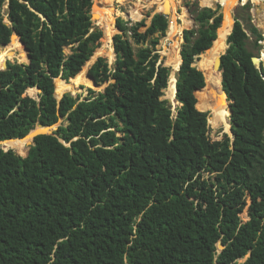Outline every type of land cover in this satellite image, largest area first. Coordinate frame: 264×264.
I'll use <instances>...</instances> for the list:
<instances>
[{
  "label": "trees",
  "instance_id": "trees-1",
  "mask_svg": "<svg viewBox=\"0 0 264 264\" xmlns=\"http://www.w3.org/2000/svg\"><path fill=\"white\" fill-rule=\"evenodd\" d=\"M6 2L0 47L25 49L16 32L31 59L0 70V141L62 123L36 145L0 149V264H264V67L248 47V30L262 40L258 29L236 16L219 70L233 136L211 140L209 113L223 126L205 88L220 4H189L196 27L183 31L173 111L163 98L173 67L158 49L169 25L172 34L163 13L146 31L117 19V87L82 98L69 92L73 80L109 79L103 57L90 78L83 70L103 37L94 0H9V23ZM201 54L207 69L195 65Z\"/></svg>",
  "mask_w": 264,
  "mask_h": 264
},
{
  "label": "rangeland",
  "instance_id": "rangeland-1",
  "mask_svg": "<svg viewBox=\"0 0 264 264\" xmlns=\"http://www.w3.org/2000/svg\"><path fill=\"white\" fill-rule=\"evenodd\" d=\"M8 1L9 0H7L6 4L4 5V7L2 9V14L4 15L7 23H9L8 14H7ZM117 1L118 2H117V6H116L115 5L116 0H104V1L98 0V2H100L99 5H101L103 7H107L115 19L111 25H109L107 28H105L100 23L99 19L97 18L96 14H95V18L93 20L94 25L103 31V37L100 40V47H98L97 49H99V48H102V49L99 52H97V49H96V51L93 55L94 57L93 58L91 57V59H90L91 61L89 62V60H88L85 64V66L83 67L84 68L83 70L85 71V74L88 77V72H89V69L92 66V64L99 57H103V58L107 59L108 64H109V68H110L109 79L107 81H103L101 83L103 85L102 86L99 85V87H92L93 82L90 79H88V81L86 80L82 84L79 82V80H73L72 83H73L75 90L69 91L73 95L81 94L82 98H84L87 95H89V89H92L98 93V92L103 91L110 84L116 86V84L114 83L113 80H116L115 77L117 75V72L115 74V77L114 76L112 77V73H111V72H113V68L115 66L116 53H115V49L111 52L109 47L105 46L104 38H105L106 32L108 31L110 33V35L112 34L113 30L115 29L117 19L119 17H121L125 21H128V26L131 27V29L134 31H136L134 29L136 21H139V23L142 24L143 27L145 28L142 31H146L147 27L151 23V19H152L153 15L156 12L161 11V9L159 7L163 4V0H117ZM174 1L175 0H172V2H174ZM211 1H213V2L207 3L206 0H178L177 1V15H176L177 16L176 22L178 24V28H175L174 25L172 24L171 14H169V20H170V24H171V28H172V34H170V25H169L168 32H167L166 36L161 38L160 44L158 45V49H159V52L161 55L162 54L168 55L172 58L173 67H170L171 68V74L174 71L175 76H176V73L178 71L179 66L175 62H176L177 55L179 53V48L181 49V44L183 42V36H182L183 31L185 29H190V28L196 27V23L194 21V15L190 11L191 7L189 4L195 3V4H198L200 7H205V6L216 7L217 4H220L222 6L221 2L218 0H215V1L211 0ZM94 3H97V0L96 1L94 0ZM242 3L250 4V7L246 8L245 6H243L244 4H242ZM257 3H260V2L255 1V0H237L235 2L234 6L231 8L232 9L231 10V16L233 18V22H234V19H236V16H238L240 18V20L244 23L245 26L253 25L254 27H256L258 29L259 33L263 37L262 40H260L259 42H256L257 36L248 30L249 36H250L249 41H248V47L255 54V56L260 59L262 51H264V1L261 4H257ZM92 12L95 13L94 8H93ZM221 12L223 13V6L221 9ZM186 20H189L190 23L189 24L184 23ZM116 30L117 31H116V33H114V35L122 32L119 28H116ZM131 31H129V34L131 33ZM114 35H113V37H114ZM219 37H221V32H219ZM227 38H228V36H227ZM226 43H227V39H226ZM256 43H258V44H256ZM112 46H113V44H112ZM134 46L137 47V45L135 43H134ZM3 47L4 46H1L0 50H2ZM227 47H228V43H227V46L223 47L218 52H220V51L225 52ZM13 50L16 53L18 52L16 47H13ZM102 51L108 52L110 58L107 55L100 54ZM223 52H221L220 55ZM66 53L67 54L70 53V47L66 48ZM202 54L196 59L195 65L198 68H200V66H201V68H205V67L207 68L203 57L201 59ZM8 60H11V59H8ZM14 60H17L18 62H27L28 61L26 59H22L20 54H18V56L11 61H14ZM260 61L261 62H259L257 65L260 66L262 64L264 67V62L262 60H260ZM158 64H159V66L165 67L164 65L161 64L160 61ZM167 68H169V67H167ZM170 78H171V75H170ZM176 79H177V77H176ZM168 89H169V87H168ZM38 92L39 91L36 90L37 94H38ZM66 92H68V90L65 91V93ZM167 92H168L167 89H165L163 98L168 100L169 104H171L172 110L175 111V108L179 103L177 102L176 98L173 100H170ZM30 94L31 93L27 90L24 95L30 96ZM59 95H61V94H59ZM228 102H230V100ZM61 123H62V120L57 122V125L60 126ZM208 124H209V133L207 134V137L209 139H211V140H222L224 138L225 133L228 134L229 136H231V134L228 132L229 128H230V116L228 118L227 125L217 126L214 123H212V121L210 120V113H209ZM38 129H39V127H37L32 132V134L38 133L39 132ZM22 145H23L22 143H18L15 146H7V147L5 146L4 147V145L0 143V149L1 148L6 149L8 147L16 148V147H21ZM247 202H248V204H247L245 210H247V213H248V208H249L248 206L251 202L250 194H247Z\"/></svg>",
  "mask_w": 264,
  "mask_h": 264
},
{
  "label": "bare ground",
  "instance_id": "bare-ground-1",
  "mask_svg": "<svg viewBox=\"0 0 264 264\" xmlns=\"http://www.w3.org/2000/svg\"><path fill=\"white\" fill-rule=\"evenodd\" d=\"M218 1H222L223 2V5H224L223 11H224V15H225V21H224V26L221 29H219V32H221V37L216 42L215 54H214V56H213V58H212V60H211V62L209 64V68L207 70V73H206V70H205V73H206V75H205L206 87L205 88H206V90H210L213 93V97L211 99L212 100L213 113L215 115H218V116L222 117L221 124L223 123V125H227L228 118H229L230 115L228 114V109H227V105H226V101H227L226 100V95H225L224 91L222 90L220 71H219L217 66L215 67V61L220 56V53L223 52V51H220V52H218V51L220 49H222L223 47L227 46L226 39H228L227 36L230 34V32H231V30L233 28V24H234L233 18L231 16V10H232L231 8L234 6V4H235V2L237 0H218ZM99 3L100 2H98V0H97V3L94 4V7H93L94 8V12H95L97 18L99 19L100 23L105 28H107L109 25H111L113 23L115 18L112 15V13L108 10L107 7H103V6L99 5ZM159 8L161 9V11L167 10L166 12H169V14H171L172 24L174 25L175 28H178V24L176 22V17H177L176 15L177 14H175L176 13V9H175L174 2H172V0H163V4ZM105 37H106V46H108L109 49L112 52L114 50V48L112 46L113 38H111V35H110V33L108 31L106 32ZM4 47H7V48H3L0 51V65H4L5 62L8 59L13 60V59H15L18 56V54L13 50V47H9V46H4ZM16 48L18 49V51L24 50L26 52V57H27V51L25 49H23V48H21L19 46H16ZM21 57L24 58L23 55H21ZM26 60H28V57H27ZM260 60H261V58H260ZM180 62H181V55H180V50H179V53L177 55L175 63L180 67ZM3 67H0V68H3ZM179 67H178V69H179ZM202 69H204V68H202ZM88 77L90 78L89 75H88ZM176 80L177 79H176V76H175V72L173 71V73L171 74V78H170V81H169V89H168V92H167L168 93V97H169L170 100H173V99L176 98V90H177V88H176V82L177 81ZM211 112H212V109H211ZM210 116H211V113H210ZM36 128H34L24 138L5 140V141H2L0 143L3 144L4 147L5 146L6 147L7 146H15L18 143H22L23 145L21 147H23L27 143H29L36 135L40 134L39 132H45L47 130L46 128L39 127V129H38L39 132L36 133V134H34V133L32 134V132ZM228 132H230V128H229ZM7 149L8 148H6L5 150H7Z\"/></svg>",
  "mask_w": 264,
  "mask_h": 264
},
{
  "label": "water",
  "instance_id": "water-1",
  "mask_svg": "<svg viewBox=\"0 0 264 264\" xmlns=\"http://www.w3.org/2000/svg\"><path fill=\"white\" fill-rule=\"evenodd\" d=\"M222 4V3H221ZM222 6H223V4H222ZM208 7H210V6H208ZM167 10H165V11H158V12H161V13H163L164 15H166L168 18H169V12H166ZM158 12H156V13H158ZM223 20H222V23H221V26L218 28V30H217V38L214 40V42L215 41H217L218 39H219V29L224 25V21H225V15H224V11H223ZM94 18H95V13H93L92 12V19L94 20ZM194 21H195V19H194ZM235 21H236V19H234V23H235ZM233 27H234V24H233ZM232 30H233V28H232ZM232 30H231V32H232ZM230 32V33H231ZM18 37H19V40L23 43V45H24V48H25V50L27 51V57H28V61L27 62H30V59H31V57H30V54H29V51H28V49H27V47H26V45H25V43L22 41V39L20 38V36L16 33V32H14ZM13 33V34H14ZM12 40H13V35H12V37H11V42H12ZM214 42H213V44H214ZM6 45H8V44H6ZM6 45H4V46H6ZM229 47V46H228ZM114 49H115V47H114ZM226 53V51L223 53V54H225ZM222 54V55H223ZM222 55H220L217 59H216V61H215V67L217 66L218 67V69L220 70V67H221V63H222ZM160 60H161V58H160ZM159 60V61H160ZM252 61H253V63L254 64H258L259 62H260V59L258 58V57H256V56H254L253 58H252ZM7 68V61H6V63H5V65H4V67L3 68H1L0 70H4V69H6ZM180 68V67H179ZM179 70V69H178ZM89 75V74H88ZM90 76V75H89ZM91 77V76H90ZM92 78V77H91ZM93 81H94V83L95 84H97L96 83V81L93 79ZM38 91H39V89L38 88H36ZM222 90H223V88H222ZM177 91V90H176ZM224 91V90H223ZM224 93H225V95H226V99L228 100V96H227V93L224 91ZM63 96H61L60 98H58V97H56L58 100H60L61 98H62ZM229 101V100H228ZM231 101L229 102V108H230V115L232 114V108H231ZM58 126L59 125H57V123L56 124H54V125H51V126H43L42 124H37V126L36 127H43V128H46L47 130L45 131V132H42V133H40V134H38L37 136H39V135H41V134H47V135H54V131L58 128ZM33 130V129H32ZM31 130V131H32ZM30 131V132H31ZM230 131H231V129H230ZM29 132V133H30ZM27 136V135H26ZM37 136H35L34 138H36ZM231 136H233V134H232V131H231ZM25 137V136H24ZM17 138H22V136H17ZM13 139V138H12ZM9 140V139H8ZM0 142H2V141H0ZM34 142H35V139H34ZM35 145H36V142H35ZM217 247H218V249L219 250H222V249H224L225 248V246H224V244L222 243V242H219L218 243V245H217ZM249 256V255H248ZM247 256V257H248ZM246 259V258H245ZM244 259V260H245Z\"/></svg>",
  "mask_w": 264,
  "mask_h": 264
},
{
  "label": "built area",
  "instance_id": "built-area-1",
  "mask_svg": "<svg viewBox=\"0 0 264 264\" xmlns=\"http://www.w3.org/2000/svg\"><path fill=\"white\" fill-rule=\"evenodd\" d=\"M117 2H118V1L116 0V2H115V5H116V6H117ZM242 4H244V3H242ZM116 6H115V7H116Z\"/></svg>",
  "mask_w": 264,
  "mask_h": 264
}]
</instances>
